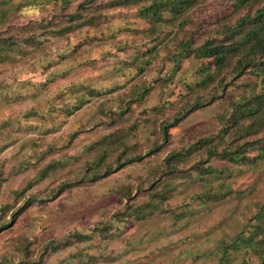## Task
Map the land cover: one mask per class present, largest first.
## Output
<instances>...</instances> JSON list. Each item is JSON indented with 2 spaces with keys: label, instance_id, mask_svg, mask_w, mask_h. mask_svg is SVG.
Masks as SVG:
<instances>
[{
  "label": "trees",
  "instance_id": "1",
  "mask_svg": "<svg viewBox=\"0 0 264 264\" xmlns=\"http://www.w3.org/2000/svg\"><path fill=\"white\" fill-rule=\"evenodd\" d=\"M209 1L0 0V64L17 63L42 50L44 44L53 38H68L87 27L96 29L105 21V11L117 8H135L137 17L147 25L143 30H136L143 34L142 40L153 44L143 51L137 46L135 51L138 54L130 58V63L124 64L123 68L117 67L112 73L114 76H126L125 68L136 71L123 94L108 100V103L102 102L100 112L104 116L94 127L104 125L116 130L91 146L93 157L85 163L80 178L75 175L61 182L49 193L50 199L37 193L25 197L28 190L67 165L64 156L50 159L24 189L13 193L15 200H23L18 208L10 204L0 208L3 215L0 217V233L36 203L42 205L63 195L68 189L97 183L127 166L154 158L168 143L171 129L190 115L219 101L223 102V110L217 115L219 126L215 132L167 154L144 180L148 185L136 186L140 199L136 201L133 198L129 187L124 193L126 209L116 213L109 221L97 224L89 232L77 231L65 238L47 242L41 252V262L47 255L78 243L79 251L66 258L68 263L97 264L101 260L104 264H152L147 260L151 257L148 250L150 246L155 250L153 241L158 231L131 238L116 255L112 252L104 255L100 250L96 260L90 259L94 257L89 253V249L94 247L90 243L99 237L107 247L121 235L119 224L131 219L150 223L163 211L171 197L174 200L178 180L193 187L191 195L179 208H169L175 222L184 221L185 225L200 214L209 213L215 205L231 198L242 201L246 199L248 190L249 194L255 191V184L246 189H235L236 182L231 179L248 171L259 173L264 178V0H225L223 13L214 14L206 22L195 21L192 17L196 15L194 10ZM45 4L60 5L63 12L38 20H27L24 14L26 9ZM145 46L147 44L144 43ZM70 56V53L63 54L60 59L66 60ZM189 56L208 61L203 72L215 69L214 75L189 85V93L182 96L181 104L167 118L163 117L158 122V142L143 151L137 143L132 142L133 131L139 127L133 107L137 105L147 111L145 107L153 91L160 88L166 92L174 84L182 61ZM157 61L163 62L164 73L151 79L149 75ZM167 63L169 66H166ZM55 80L54 76L48 81ZM85 88L88 97L102 98L124 87L115 85L110 90L98 92L93 86ZM229 89L233 93L231 99L225 97ZM84 104L81 101L74 107L63 105L62 110L70 117ZM165 105L163 103V107ZM153 109L160 111L162 108L155 106ZM142 113L145 115V112ZM33 114L36 112H32L28 118ZM143 121L149 122V118L146 116ZM118 125L122 126L118 128ZM5 126V123L0 125V133ZM82 132L85 130L72 133L68 143L71 144ZM46 154L42 153L39 161ZM26 165L23 168L19 165L18 168L27 170L32 164ZM2 181L0 179V194ZM12 209L14 211L7 221L6 217ZM242 219L233 235L218 241L211 252L213 264H264V201L255 205L252 214H242ZM176 246L175 241H169L168 249L163 248L164 255L172 257L175 251H185ZM187 255L185 264H196L198 255H189L188 252ZM0 264L14 263L1 256ZM19 264L30 262L21 261Z\"/></svg>",
  "mask_w": 264,
  "mask_h": 264
},
{
  "label": "rangeland",
  "instance_id": "2",
  "mask_svg": "<svg viewBox=\"0 0 264 264\" xmlns=\"http://www.w3.org/2000/svg\"><path fill=\"white\" fill-rule=\"evenodd\" d=\"M226 2H206L194 10L196 15L192 17L197 22H206L214 14L223 13ZM61 8L60 5L45 4L28 8L24 14L27 15V20H38L60 14L63 12ZM105 14V21L96 29L87 27L68 38H53L44 44L42 50L33 52L17 63L0 64V125L6 124L0 133V179H3L0 208L5 204L18 208L23 200H15L13 193L24 189L50 159L64 156L67 165L25 194L27 197L37 193L50 199L49 193L61 182L75 175L80 178L79 174L85 163L93 157L91 146L116 130L104 125H94L104 116L100 112L102 102L108 103V100L123 94L130 86L127 84L130 77L136 71L125 68L126 76H114L112 73L117 67L123 68L124 64L130 63V58L138 54L135 51L137 46L143 51L153 44L142 40L143 34L136 30H143L147 25L137 17L135 8L110 9ZM144 43L147 46L144 47ZM72 49L75 50L71 53ZM69 53L72 55L69 59H60L63 54ZM207 65L208 61L189 56L182 61L174 84L166 92H162L160 88L153 91L145 107L147 111L137 105L133 107L139 127L133 131L132 142L137 143L141 150H148L158 142V122L163 117L167 118L181 104L182 96L189 93V85L214 75L215 69L203 72ZM163 68V62L157 61L150 78H158L164 73ZM54 76L56 80L49 82ZM115 85L124 88L102 98L88 97L86 94V86H93L95 92H98L110 90ZM225 97H233L230 89ZM81 101L86 104L67 117L62 106L74 107ZM163 103H166L165 107ZM222 103L216 102L190 115L171 129L168 143L154 158L127 166L97 183L68 189L54 200L42 205L36 203L26 209L9 228L0 233V257L14 264L21 261H29L30 264H85L78 261L68 263L66 260L77 254L80 247L78 243L47 255L43 263L41 252L47 242L65 238L77 231L89 232L97 224L109 221L116 213L126 209L124 193L129 187L133 198L138 201L140 194L136 192V186L148 185L144 180L167 154L196 139L207 137L218 129L217 115L223 110ZM155 106H161L162 109L156 111L153 109ZM34 111L36 114L28 118ZM146 116L149 122L143 121ZM121 126L118 125V128ZM81 130L85 132L80 133L69 144L70 135ZM44 152L48 154L39 161ZM28 163L32 165L27 170L18 168L19 165L23 168ZM231 180L236 182L235 189H246L255 184V191L249 194L248 190L246 199L242 201L231 198L215 205L209 213H202L185 225L184 221L175 222L169 208H179L191 195L193 187L178 180L174 200L171 197L157 217H153L150 223H140L133 219L120 223L121 235L107 247L99 237L94 238L90 243L94 247L89 249L94 257L90 259L99 258L100 250L104 255L109 252L116 255L131 238H140L158 231L153 241L155 250L153 246L148 250L151 257L147 260L152 264H185L187 252L189 255H198L196 264H213L211 252L218 241L233 235L238 223L243 220L242 214H252L255 205L264 201V178L259 173L248 171ZM13 211L14 209L8 213L7 221ZM2 216L0 212V217ZM162 230L165 233H161ZM169 241H175L176 248L185 251H175L172 257L164 255L163 248L168 249ZM96 263L104 264V261L98 260Z\"/></svg>",
  "mask_w": 264,
  "mask_h": 264
}]
</instances>
